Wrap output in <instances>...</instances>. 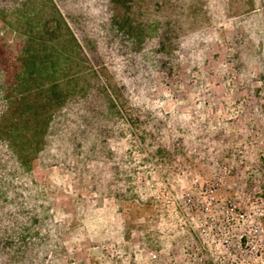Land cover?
<instances>
[{"label":"rangeland","instance_id":"obj_1","mask_svg":"<svg viewBox=\"0 0 264 264\" xmlns=\"http://www.w3.org/2000/svg\"><path fill=\"white\" fill-rule=\"evenodd\" d=\"M0 264H264V0H0Z\"/></svg>","mask_w":264,"mask_h":264},{"label":"trees","instance_id":"obj_2","mask_svg":"<svg viewBox=\"0 0 264 264\" xmlns=\"http://www.w3.org/2000/svg\"><path fill=\"white\" fill-rule=\"evenodd\" d=\"M115 1H122V2L126 3L129 0H115Z\"/></svg>","mask_w":264,"mask_h":264},{"label":"built area","instance_id":"obj_3","mask_svg":"<svg viewBox=\"0 0 264 264\" xmlns=\"http://www.w3.org/2000/svg\"><path fill=\"white\" fill-rule=\"evenodd\" d=\"M231 209H233V208H231Z\"/></svg>","mask_w":264,"mask_h":264}]
</instances>
